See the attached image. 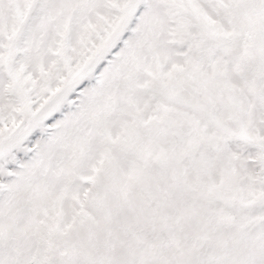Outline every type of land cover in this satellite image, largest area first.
<instances>
[{"label": "snow or ice", "instance_id": "snow-or-ice-1", "mask_svg": "<svg viewBox=\"0 0 264 264\" xmlns=\"http://www.w3.org/2000/svg\"><path fill=\"white\" fill-rule=\"evenodd\" d=\"M0 264H264V0H0Z\"/></svg>", "mask_w": 264, "mask_h": 264}]
</instances>
